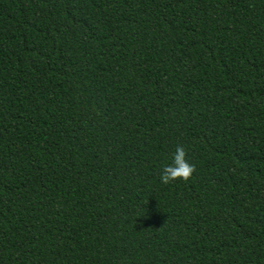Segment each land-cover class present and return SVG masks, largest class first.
Here are the masks:
<instances>
[{
	"label": "trees",
	"instance_id": "obj_1",
	"mask_svg": "<svg viewBox=\"0 0 264 264\" xmlns=\"http://www.w3.org/2000/svg\"><path fill=\"white\" fill-rule=\"evenodd\" d=\"M0 264H264V0H0Z\"/></svg>",
	"mask_w": 264,
	"mask_h": 264
},
{
	"label": "clouds",
	"instance_id": "obj_2",
	"mask_svg": "<svg viewBox=\"0 0 264 264\" xmlns=\"http://www.w3.org/2000/svg\"><path fill=\"white\" fill-rule=\"evenodd\" d=\"M195 171V165L188 159V150L183 144H177L171 156V163L162 166L159 179L165 185L180 180L187 181Z\"/></svg>",
	"mask_w": 264,
	"mask_h": 264
}]
</instances>
